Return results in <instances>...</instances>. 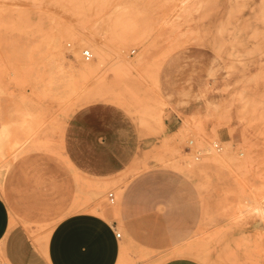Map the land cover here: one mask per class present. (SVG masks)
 Returning a JSON list of instances; mask_svg holds the SVG:
<instances>
[{
  "label": "rangeland",
  "instance_id": "374dc122",
  "mask_svg": "<svg viewBox=\"0 0 264 264\" xmlns=\"http://www.w3.org/2000/svg\"><path fill=\"white\" fill-rule=\"evenodd\" d=\"M90 35L109 55L82 76L94 54L85 61L76 44ZM118 49L133 63L121 66ZM80 155L120 171L95 177ZM92 179L107 186L97 198ZM86 195L110 221L140 204L165 210L166 258L264 264V0H0V207L11 251L45 264L49 231ZM148 195L158 202L136 200ZM6 254L0 264H12Z\"/></svg>",
  "mask_w": 264,
  "mask_h": 264
},
{
  "label": "crops",
  "instance_id": "0c3cea01",
  "mask_svg": "<svg viewBox=\"0 0 264 264\" xmlns=\"http://www.w3.org/2000/svg\"><path fill=\"white\" fill-rule=\"evenodd\" d=\"M102 148V144L95 143L94 150ZM95 160L99 159L91 161L90 156L80 155L78 166L95 177H115L120 171L118 163ZM136 200L158 202V197L148 195ZM10 229V213L0 207L1 250L8 252L6 255L12 264H40L33 257L23 258L18 250L11 251L10 247L18 243L10 244ZM173 236L170 217L154 204L131 207L117 221L96 212L75 211L59 220L52 229L45 247V264H120V260L126 263L139 260L138 264H204L188 255L166 258Z\"/></svg>",
  "mask_w": 264,
  "mask_h": 264
},
{
  "label": "bare ground",
  "instance_id": "6f19581e",
  "mask_svg": "<svg viewBox=\"0 0 264 264\" xmlns=\"http://www.w3.org/2000/svg\"><path fill=\"white\" fill-rule=\"evenodd\" d=\"M70 38H74L73 35H68ZM98 39V38H97ZM60 37H56L54 40H53V45L54 47H56L55 49L58 50V54L59 55H62V57H65L64 56V53H63V46H62V43L60 41ZM125 42V41H124ZM122 42V43H124ZM77 48L81 47V46H86L89 50H92L93 51V54H94V59L91 61V62H81L82 65L80 68H78L75 72H77L79 75H82V76H88V75H92L94 73H96L101 66H103L105 64V62L107 61V57H108V53H107V50L106 48H108L107 46H105L104 43H100L98 42V40L95 39V36H87V37H81L79 39V41H77V44H76ZM78 48V49H79ZM122 48V47H120ZM175 51V50H174ZM54 52V50H53ZM117 54H118V62L120 63V65L122 66H128L130 65L131 63H133V61L131 60H128L126 59L122 53H121V50H117ZM119 63H118V67H119ZM162 66V65H161ZM120 68V67H119ZM127 68V67H126ZM161 69V68H160ZM160 72V71H159ZM157 80V79H156ZM73 168V167H72ZM76 169V168H75ZM90 180V179H88ZM93 180V181H92ZM91 181L93 182L91 184V182L88 184L90 186V190H91V193L90 195H92L93 198H97L99 197L100 195L104 194V192L106 191V188L107 186L105 185V182L103 180H98L95 179H92ZM83 184V183H82ZM77 185V184H76ZM75 185V186H76ZM87 189H88V186H86ZM78 189V188H77ZM78 191V190H76ZM75 191V192H76ZM122 192V191H121ZM80 193V192H78ZM87 193H88V190H87ZM75 195V194H74ZM73 200V199H72ZM105 205V204H104ZM90 209L94 212H103V214L105 215H108L109 212H108V209L107 207L105 208H102L100 209L101 207H99V202L94 204V205H91L90 204V199L88 197V195L86 196H79L78 198L74 199L70 204H68L66 206V208H63L65 210L61 211L62 213H70V212H73V211H77L78 209ZM259 213L264 216V211L260 208L259 209ZM59 216V215H58ZM62 216V215H61ZM66 216V215H65ZM64 216V217H65ZM59 220V219H58ZM11 230V229H10ZM51 231L52 229L49 231V235L47 236V242H48V239H49V236L51 234ZM45 245H46V242H45ZM125 250V249H124ZM255 261V260H254ZM259 262V261H258ZM250 264H259V263H250Z\"/></svg>",
  "mask_w": 264,
  "mask_h": 264
},
{
  "label": "built area",
  "instance_id": "2783aa9c",
  "mask_svg": "<svg viewBox=\"0 0 264 264\" xmlns=\"http://www.w3.org/2000/svg\"><path fill=\"white\" fill-rule=\"evenodd\" d=\"M82 57L85 61H90L93 58V53L89 49H84L82 51ZM215 146L219 147L218 144H216ZM109 197H110L111 202L115 200L114 193L112 192L109 193ZM117 235H119V233H117Z\"/></svg>",
  "mask_w": 264,
  "mask_h": 264
}]
</instances>
